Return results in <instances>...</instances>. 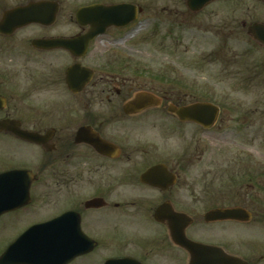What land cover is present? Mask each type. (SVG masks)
I'll return each instance as SVG.
<instances>
[{
    "label": "flooded vegetation",
    "instance_id": "flooded-vegetation-1",
    "mask_svg": "<svg viewBox=\"0 0 264 264\" xmlns=\"http://www.w3.org/2000/svg\"><path fill=\"white\" fill-rule=\"evenodd\" d=\"M242 2L0 0V264H264V150L238 145L264 119L118 48L191 45L206 82L264 92Z\"/></svg>",
    "mask_w": 264,
    "mask_h": 264
},
{
    "label": "rangeland",
    "instance_id": "rangeland-1",
    "mask_svg": "<svg viewBox=\"0 0 264 264\" xmlns=\"http://www.w3.org/2000/svg\"><path fill=\"white\" fill-rule=\"evenodd\" d=\"M242 4H246V6L249 7L256 4V7L255 8L251 7L250 10L255 11V16L258 17L259 19H264V12L263 13L261 12L262 8H260L255 1L253 2L252 0H243ZM146 30L148 31V28H146ZM148 35H150V33H148ZM152 36H155V34H152ZM138 47L139 48H137L135 45H128V44L118 45V48L122 50L124 53H128L129 55H131V57H139L140 59L145 60L149 65L150 63H154L155 65H158L159 68H164L163 66L176 68L180 71L179 74H187L188 76L195 77L197 81L200 80L202 82L207 83L208 85H210V87H212V90L210 92H211V99H214V101L223 102L224 100H231L236 103L239 102L240 109L243 112H251L252 110H254L256 111V116L259 117L261 116L259 122H261V120L264 119V92L257 89L250 92H231V91L228 92L226 91V89L227 90L229 89L227 88L225 83L213 82L212 79L213 76H211V80L207 77V80L208 79L209 80L208 82H206L205 76H202L199 72L192 71L189 68L187 59H189L191 53H194L193 49L191 48V45H189V48L187 44L183 46H179L177 48L179 59H175L171 54H167L170 53L171 51L169 47L167 50L165 49L166 47L165 44H163L162 48L158 47V45L154 46L149 44H147L146 46L141 44ZM180 56L181 57L184 56L185 58H187L185 59L186 62H184L186 65L181 64L182 62L180 60ZM222 84H224L225 88L222 86ZM179 94L183 95V93H179ZM262 123L264 122L262 121ZM179 130L180 132H184V133L191 132V129L185 126L179 127ZM263 132L259 133V138L257 137L258 135L257 133L256 140L253 142L252 145L249 144L244 145L242 142H240V144L238 145L241 146V148L243 149L258 150L257 148H259L260 150H264V136L262 135ZM199 140L203 141L204 139L201 138ZM212 142L213 141H211V143ZM179 146L187 147V144L185 143V141H181ZM213 147L215 148V142H213ZM216 148H220V146H216ZM260 160L264 162V156L260 157Z\"/></svg>",
    "mask_w": 264,
    "mask_h": 264
},
{
    "label": "water",
    "instance_id": "water-1",
    "mask_svg": "<svg viewBox=\"0 0 264 264\" xmlns=\"http://www.w3.org/2000/svg\"><path fill=\"white\" fill-rule=\"evenodd\" d=\"M211 1H214V0H189V5L199 7ZM39 13H42V11H36L35 15H38ZM36 19L37 18H35V20ZM258 28L257 27L254 28L255 39L259 42L264 43V31ZM177 114L182 119H191V120L203 122V120H198V117H204V116L216 117L218 115V109L209 104H206V105L199 104V105H195L189 108L180 109L177 111ZM213 119L214 118H211L210 123H212ZM3 260L4 259H1V261Z\"/></svg>",
    "mask_w": 264,
    "mask_h": 264
}]
</instances>
